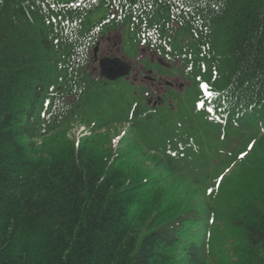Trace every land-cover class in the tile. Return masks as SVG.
Instances as JSON below:
<instances>
[{"label": "trees", "instance_id": "16d2710c", "mask_svg": "<svg viewBox=\"0 0 264 264\" xmlns=\"http://www.w3.org/2000/svg\"><path fill=\"white\" fill-rule=\"evenodd\" d=\"M112 32L191 75L183 114L117 107ZM0 264H264V0H0Z\"/></svg>", "mask_w": 264, "mask_h": 264}, {"label": "rangeland", "instance_id": "374dc122", "mask_svg": "<svg viewBox=\"0 0 264 264\" xmlns=\"http://www.w3.org/2000/svg\"><path fill=\"white\" fill-rule=\"evenodd\" d=\"M119 41H121L120 35L117 32H116V34L112 32L106 37L105 41L101 44L102 45L101 49H102L103 53H107V54L112 53V54L122 58L124 61L129 63V65H131V67H133L132 68L133 70H132L131 74L129 75L130 76L129 80L132 83H126V81L124 83L122 80V77L117 78L116 80L115 79L111 80L108 83V86L110 87V91L112 92V100L114 102L117 101L115 103H116L117 107L118 106L120 107V110L122 112L125 111L128 113L130 107H128V104L124 102V99H122L121 96L130 97L133 90H136V91L140 90V87H138V84L149 86V82L142 80L140 75H139V77L135 76L138 72V69H141L142 66L135 61L137 59V57H134V55H132L128 52L130 42H128V41L126 43L122 42V44L120 45ZM126 55H128L129 57ZM145 56H150L151 59L149 61L142 60L141 64L144 65L145 68L153 70L154 72H152V74L155 75V73H156L159 75H172V74H175L177 72H180V74H181V67H178V66L177 67L173 66V67H169V68L165 67V66L170 65L167 62L168 60L166 61V60L160 58L162 63L165 66H163L159 62H153L158 58L157 55L154 52L146 50L145 48L142 47V48H140V52H139L138 57H145ZM133 78H136V79H133ZM163 78H164V80L167 79V81H170L172 83H173V80H175L174 78L169 79V77H167V76H165ZM175 78H176V83H177L174 85L175 91L170 88L166 93L165 99H167L171 102V104L175 108V111H178L179 113L183 114V112L180 110V108L182 106V102L180 100V97L186 91L193 88L195 86V84L193 83V78L191 77L190 74L189 75L185 74V77H182V76L178 77L177 76ZM115 83H117V84L114 85ZM179 83L183 84L181 88H179V86H178ZM162 90H163V88H162ZM162 90H159L158 94ZM176 91H180V92H176ZM190 102H192V101L188 100L185 103V106L188 107ZM167 106L168 105L166 102L165 104H161L158 109L167 112V108H168ZM169 120H171V118H169ZM83 129H84V127H83V125H81V126H78L77 128L75 127L73 130H75L77 133L81 131L79 133V135H82V134L87 132V129L86 130L85 129L83 130ZM248 139H249V136L246 134H240V135L238 134L236 136H233L230 143H229L228 148L226 149V147H222V150L225 151L224 154L229 156V157H231L232 155L235 157L236 154L240 155L241 153H243L244 146H245L246 142L248 141Z\"/></svg>", "mask_w": 264, "mask_h": 264}, {"label": "water", "instance_id": "95a60500", "mask_svg": "<svg viewBox=\"0 0 264 264\" xmlns=\"http://www.w3.org/2000/svg\"><path fill=\"white\" fill-rule=\"evenodd\" d=\"M97 51L98 46L94 48L95 59L97 58ZM99 66L102 74H104V76L109 80H114L116 78L125 76L130 69L128 63L123 62L119 58H101L99 60ZM160 99L161 98L159 97L158 100Z\"/></svg>", "mask_w": 264, "mask_h": 264}, {"label": "flooded vegetation", "instance_id": "af4514ba", "mask_svg": "<svg viewBox=\"0 0 264 264\" xmlns=\"http://www.w3.org/2000/svg\"><path fill=\"white\" fill-rule=\"evenodd\" d=\"M146 74H147V72L143 71L142 80L149 82V86H146V87L148 89H150L149 95H147L146 98L152 99V101H154L158 96L159 90H162V88H164L162 86V77L161 76L158 77V79L161 80L160 81V80L151 79ZM173 82H174L173 85L177 84L176 78H175V80H173ZM163 84H164V86H168V87L173 86L172 84H167V81H164Z\"/></svg>", "mask_w": 264, "mask_h": 264}, {"label": "snow or ice", "instance_id": "6c2138e0", "mask_svg": "<svg viewBox=\"0 0 264 264\" xmlns=\"http://www.w3.org/2000/svg\"><path fill=\"white\" fill-rule=\"evenodd\" d=\"M55 22V20H54V18H53V20H51V21H49V23H54ZM205 31H207V29H205ZM189 71L191 70V68L189 67V69H188ZM196 80L197 81H200L201 80V77H199V76H197L196 77ZM199 87L201 88V89H203V90H207V88H208V85L207 84H203V83H201L200 85H199ZM209 95H212V93H209ZM44 104H45V106H47V105H49L50 104V101H48V100H45L44 101ZM196 108H202L204 105H203V102L202 101H197L196 102V104L194 105ZM209 111V113H211L212 111H213V109H209L208 110ZM46 113H41V115H45ZM219 117H217V119H218ZM117 139H119V137L117 138ZM254 141L252 142V143H250L249 145H248V147L249 148H251V147H253L254 146ZM177 153H175V152H173L172 153V155L173 156H175ZM245 155V153H241V157H243ZM222 178L221 177H218L217 178V183H219L220 182V180H221ZM213 188H208L207 189V192L209 193V194H211L212 192H213Z\"/></svg>", "mask_w": 264, "mask_h": 264}, {"label": "bare ground", "instance_id": "6f19581e", "mask_svg": "<svg viewBox=\"0 0 264 264\" xmlns=\"http://www.w3.org/2000/svg\"><path fill=\"white\" fill-rule=\"evenodd\" d=\"M119 64V63H118Z\"/></svg>", "mask_w": 264, "mask_h": 264}]
</instances>
